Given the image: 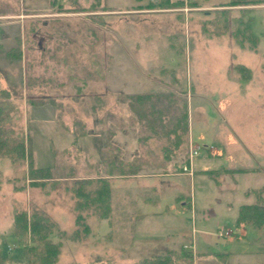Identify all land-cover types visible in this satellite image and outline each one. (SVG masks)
Here are the masks:
<instances>
[{
    "label": "rangeland",
    "instance_id": "rangeland-1",
    "mask_svg": "<svg viewBox=\"0 0 264 264\" xmlns=\"http://www.w3.org/2000/svg\"><path fill=\"white\" fill-rule=\"evenodd\" d=\"M52 1L0 0V90L22 113L17 123L32 135L35 165L52 167L51 179L32 186L27 166L0 157V252L26 261L13 231L21 210L50 219L56 264H145L169 250L173 264H204L182 239H194L196 249L208 240L212 255L233 250L217 234L235 208L221 189L230 186L236 204L250 187H264V3L148 9L155 0ZM144 93L164 102L172 127L183 118L178 134L160 136L140 121L128 96ZM194 144L202 146L194 170L208 167L214 176L178 169ZM253 168L259 173L239 171ZM100 178L110 186L107 216L103 203L77 194L79 180L92 179L83 187L90 191ZM162 180L159 198L171 212L148 217L154 208L138 202L157 200L148 188ZM209 198L227 213L218 210L205 233L191 209L197 201L202 211ZM252 259L259 256L227 260Z\"/></svg>",
    "mask_w": 264,
    "mask_h": 264
},
{
    "label": "trees",
    "instance_id": "trees-1",
    "mask_svg": "<svg viewBox=\"0 0 264 264\" xmlns=\"http://www.w3.org/2000/svg\"><path fill=\"white\" fill-rule=\"evenodd\" d=\"M54 1L55 0L52 2L54 3ZM262 3H264V0H229L224 4H218L214 7L252 6ZM187 4L191 7L198 6L196 0H155L149 1L146 8H178L184 7ZM244 9H247L246 12H248L251 11L252 8ZM251 20L253 21V18ZM251 20L247 22L246 28H249ZM250 32L252 31H249L248 33ZM236 69L243 74L246 72L250 73V69L243 64H238ZM10 97L11 93L9 90H0V157L10 159L11 163L16 168L27 166V174L30 179V184L32 186L43 185L46 180L52 178V167H37L35 165L32 151L29 149V145L32 144V135L29 130L25 132L23 127L18 126L17 120L20 119L22 113L20 110H17L16 105L12 103ZM135 97H137V100ZM128 98H131V100L134 99V101H131L133 104V112L136 113L137 111V114H139V117L141 118L140 121L144 124H149L154 130V133L168 137L171 136L172 131L175 132V134L179 133V129L184 122L183 118L176 120L175 125L172 127L170 124L173 123V119L168 116V112L161 110V105L164 104L162 100H152L153 98H151V94L149 93L140 94L139 96L131 94ZM49 100H40L39 104H47ZM165 127L166 129H164ZM178 144H180L179 137L177 141V145ZM255 170L258 171L257 168ZM224 171L232 173L236 170H229L226 168ZM239 171L248 172L247 169H239ZM207 172L213 173L212 170ZM100 179H103L102 186H96V188L90 191H87V189H84L83 187L84 185H91L92 179L79 180L77 194L87 200H92L93 202L96 201L98 205L103 203V206H106L103 213L107 216L111 213L109 205L110 186L107 180L104 178ZM263 190V188H260L252 191L257 195V201L255 203L242 204L240 206L236 221L237 226L243 224L250 231L256 229L264 230ZM13 231L18 239V246L20 248L18 249L22 250V255L26 260L24 264H56L60 253V247L52 242V227L51 221L48 217L35 212L30 215L29 218L26 210L17 211L14 215ZM169 252L170 253L165 256H159L157 259L145 258V264H173L171 254L174 252ZM184 253L190 257V255L186 254L187 252L184 251ZM12 260L14 261L12 256L3 255L0 252V264H14Z\"/></svg>",
    "mask_w": 264,
    "mask_h": 264
},
{
    "label": "crops",
    "instance_id": "crops-1",
    "mask_svg": "<svg viewBox=\"0 0 264 264\" xmlns=\"http://www.w3.org/2000/svg\"><path fill=\"white\" fill-rule=\"evenodd\" d=\"M209 1L212 3L213 6H215V5H218V4H224V3L228 2L229 0H227L225 2H213L212 0H209ZM201 156H202V154L200 156L196 157V158H199ZM209 156H211V155H209ZM196 158H194V160H193V166H194V161H195ZM172 160H174V159H171V161ZM186 160H187V156L185 155L183 157V160L181 161V164L178 166V169L181 170V166L183 165V163ZM255 169L256 168L247 169L248 172H246V175L248 173L249 174H251V173H253V174L259 173ZM193 170H194V168H193ZM209 170L211 171L212 169H209L208 167H204V168L199 169V170H194L192 175H189V174H187V175L193 177V175H196V173H199L200 175L214 176L211 172H209V173L207 172ZM258 171H260V169H258ZM173 173H182V172L181 171H177V172H173ZM164 174H166V170L164 171ZM167 174H169V172H167ZM170 174H171V172H170ZM184 174H186V173H184ZM110 176H112V178H113V177H116L117 175H111L110 174ZM165 183H166V180H165ZM165 183L162 180L159 183L156 182L154 186L151 185V187L148 188V190H151V191L155 192V194L158 197L157 200H153V201H148V199H143V201L139 200L138 204H141V206L146 204L148 207L152 206L154 208V210H151V209L149 210V211H152V213H149L148 217H158L160 215H157V213L158 212H162L164 210L165 211L169 210L171 212L170 208H168V207L164 208V205L162 204V199L159 198V196L162 195L161 186L163 185L166 188V184ZM216 183L218 184V182H216ZM219 186H221V184H219ZM262 186L263 185H261V186L260 185H258V186L254 185V186L250 187L245 193L246 198H244L240 202L236 201V204L235 203H231V200H230L231 196L233 195V193H232L233 189L230 186H229V191L223 192V189H221L222 193L225 194V197H226V195L228 196L227 200H226V203L229 204V205H232V207L235 206V208H234V211L232 210V215H231L233 217L232 218L233 221L229 220V225H224L220 229H222V228L224 229L225 228L224 230L228 231V230H231V228H232L231 232L233 233L234 236H231L230 232L227 233L226 235H219V230L220 229L218 230L217 234L220 237H223V238L227 239L228 246L232 247L233 250L226 249V252L223 253L224 255L223 256H219L222 253H216L215 255H212L210 253V249H211V245L210 244H211V242L209 243L208 240L205 243H203V245L201 244L199 249L198 248L196 249V245H195V240L194 239L191 242L183 241V239H182L181 243L184 244V247H185L186 244L193 243L194 246H193V248H190V249L191 250H195L198 253L199 259H201V261H203L204 264H218L216 261H214V258L213 259H209L211 256H213V257L214 256L225 257L226 259L223 261L222 264H231V262H229V260H227L228 258H230L231 255H238V256H241V255H247V256H251V255L254 256L255 255L256 256V255H258L259 256V260L256 261V262L252 259V260H248L246 263H238L237 262L235 264H264V230L263 229L261 230V231H263V234H262L261 232H256V230H251V231L248 230L243 224H241L239 226H237V224H236L240 206L242 204L255 203L257 201V195L255 193H253L252 191L254 189H260V188L264 189V187H262ZM234 188H235L234 190L236 191L237 190L236 189V183H235V187ZM163 191H164V188H163ZM262 197L264 198V190H263V193H262ZM245 200H248V201H245ZM179 202L183 206L186 205V200L185 199L180 198ZM205 203H206V205H205L206 207H204V209L201 211L200 206L198 207L197 201H196V203L194 204V207H192V209H191V212L195 216V222H197L198 219H200L199 223L201 224V226L204 227V229H207V231H204L205 233H207L208 232L207 221L210 218L218 216V210L223 211L225 213H227V212H226V210L224 211L223 208L222 209L218 208L217 210L214 209V207H212L213 201L210 198ZM218 203L220 205L223 204L220 201ZM172 213H173V215H172L173 216L172 217L173 220L176 219L175 217H179V218H177L178 220L180 219V216H177V214L175 212H172ZM144 217H146V215ZM177 219L175 221H177ZM174 237H175V235L170 240L172 241V239ZM174 239L178 240L176 238H174ZM178 241H180V240H178ZM251 244H255L254 245L255 248H253L251 246ZM201 246L203 248H201ZM169 251L174 252L172 250H169ZM183 251H181L180 253L185 254Z\"/></svg>",
    "mask_w": 264,
    "mask_h": 264
},
{
    "label": "built area",
    "instance_id": "built-area-1",
    "mask_svg": "<svg viewBox=\"0 0 264 264\" xmlns=\"http://www.w3.org/2000/svg\"><path fill=\"white\" fill-rule=\"evenodd\" d=\"M200 154V149H199V147L198 146H196L195 148H193L192 150H191V153H190V164H192V160H193V158L195 157V156H197V155H199ZM183 169H184V171H186V172H188V173H192L191 172V168H190V165H184L183 166ZM226 233H228V232H226ZM223 234V229L221 230V232H220V235H222Z\"/></svg>",
    "mask_w": 264,
    "mask_h": 264
}]
</instances>
